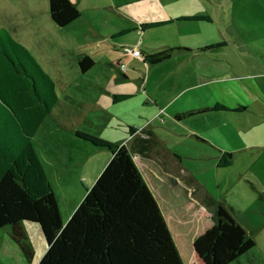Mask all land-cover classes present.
Masks as SVG:
<instances>
[{
	"label": "crops",
	"instance_id": "1",
	"mask_svg": "<svg viewBox=\"0 0 264 264\" xmlns=\"http://www.w3.org/2000/svg\"><path fill=\"white\" fill-rule=\"evenodd\" d=\"M147 1L150 0H109L103 5L126 20L100 34V40L113 51L119 48L123 52L106 58L104 65L112 68L110 76L117 82L132 80L137 85L120 89L109 88L107 84L105 89L108 94L119 97L117 101L112 100L113 103L132 99L127 111L137 113L133 124L126 122L133 131L130 133L127 129L128 136L123 144L163 213L187 201L197 213L212 221L218 206H223L254 239L256 229L244 224L264 226V70L256 57L259 54L254 57V50L248 43L228 42L232 33L229 25H190L214 23L210 9H168L161 5L162 10L149 12L147 8L141 9ZM130 5H135L140 13L135 15L124 10ZM187 16L206 19H182ZM168 20L171 22L164 25L142 27ZM233 26V33L238 35V26ZM133 31L137 34L134 42L125 41L122 36ZM131 42L133 45H127ZM218 43L222 45H216ZM134 46L139 47L142 56L134 57L123 50ZM168 47L174 50L166 59L157 63L145 59L146 55ZM120 63L124 64L123 69ZM116 70L119 79L114 75ZM216 105L225 108H214ZM59 106L58 99L51 115H56ZM90 149L96 161L89 158L79 178L92 185L110 153L94 146ZM39 159L42 162V157ZM184 159H197L202 163L189 167ZM222 159H227L228 164L220 165ZM47 166L46 175L55 193L66 182L69 170L65 171L61 182L63 174ZM198 172L208 174L212 185ZM58 204L62 215L59 201ZM25 229L33 245L30 234L39 233V228L28 224ZM5 237L12 241L6 233ZM41 240L38 244L43 251L40 250L36 260L33 258L31 262L26 261L16 246L23 257L16 254L18 263L39 264L46 248V242Z\"/></svg>",
	"mask_w": 264,
	"mask_h": 264
},
{
	"label": "trees",
	"instance_id": "2",
	"mask_svg": "<svg viewBox=\"0 0 264 264\" xmlns=\"http://www.w3.org/2000/svg\"><path fill=\"white\" fill-rule=\"evenodd\" d=\"M48 10L55 26H66L80 16L71 0H48ZM173 50L168 47L145 59L157 63ZM76 59L82 72L94 64L85 53ZM118 99L113 96L114 101ZM57 104L53 79L1 27L0 227L6 229L26 261L34 258L25 229L31 223L39 224L46 242L39 264H231L254 248L253 237L223 206H218L212 221L187 201L163 213L125 145L80 130L74 132L78 139L108 150L110 157L63 222L53 187L33 146L37 130ZM220 163L227 165L228 160Z\"/></svg>",
	"mask_w": 264,
	"mask_h": 264
},
{
	"label": "rangeland",
	"instance_id": "3",
	"mask_svg": "<svg viewBox=\"0 0 264 264\" xmlns=\"http://www.w3.org/2000/svg\"><path fill=\"white\" fill-rule=\"evenodd\" d=\"M71 1L80 10V16L61 27L55 26L50 19L48 0H0V28H6L11 32L55 83L59 111L42 122L33 138V146L38 157L43 159L41 163L46 174L49 164L55 167L58 173L63 174L61 176L63 182L64 173L69 170L66 182L54 193L61 206L63 222L74 211V207L79 204L91 185L79 178V173L89 158L96 161L90 152L91 143L75 137V130L123 144L128 136L129 125L126 122L133 124L137 119L135 111H127V107L133 102L132 99L113 103V96L105 90L107 87L131 89L137 86L132 80L117 82L110 76L113 75L112 68L104 65L106 58L123 52L119 48L113 51L106 42L100 40L102 39L100 34L111 29L115 23H126L125 18L103 6L109 0ZM97 4L100 7H95ZM161 5L168 9H210L214 23L190 25L214 24L222 27L229 25L232 33L228 37V42L251 45L255 52L253 56L259 54L256 57L259 58L264 70V0H150L143 3L141 9L147 8L149 12H156L162 10ZM134 6H125L124 10L137 15L140 11ZM234 24L238 26V35L233 33ZM135 33L129 32L122 37L125 41H133L137 37ZM133 42L127 45H133ZM80 53L90 55L95 61L94 66L86 73H82L77 64L76 58ZM228 54L232 55L231 52ZM114 75L119 79L117 70ZM262 82L264 83V79ZM54 118L62 121L61 123L67 127L59 125ZM184 162L189 167H197L202 163L197 159H184ZM198 175L210 180L208 174L198 172ZM212 182L211 179L210 185ZM31 224L37 225L40 231L30 234L35 244L33 245L36 260L43 251L38 243L44 239L39 224ZM244 225L256 229L254 239L257 244L231 264H264V226L251 222ZM5 233L7 234L6 229L0 227V264H20L16 254L19 257L22 255L16 245L5 237Z\"/></svg>",
	"mask_w": 264,
	"mask_h": 264
},
{
	"label": "built area",
	"instance_id": "4",
	"mask_svg": "<svg viewBox=\"0 0 264 264\" xmlns=\"http://www.w3.org/2000/svg\"><path fill=\"white\" fill-rule=\"evenodd\" d=\"M123 50H124V52L126 54H130V55H132L134 57H140V56H142L141 50L139 49V47H136V46H134V47H124ZM119 66H120L121 69L124 68V64H121L120 63Z\"/></svg>",
	"mask_w": 264,
	"mask_h": 264
}]
</instances>
